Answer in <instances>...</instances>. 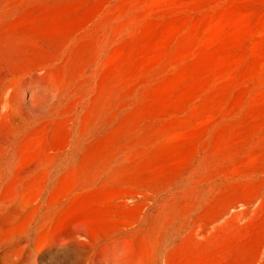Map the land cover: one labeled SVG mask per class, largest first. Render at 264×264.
Wrapping results in <instances>:
<instances>
[{
  "label": "rangeland",
  "instance_id": "1",
  "mask_svg": "<svg viewBox=\"0 0 264 264\" xmlns=\"http://www.w3.org/2000/svg\"><path fill=\"white\" fill-rule=\"evenodd\" d=\"M0 213V264L213 221V261L264 264V0H0Z\"/></svg>",
  "mask_w": 264,
  "mask_h": 264
},
{
  "label": "crops",
  "instance_id": "2",
  "mask_svg": "<svg viewBox=\"0 0 264 264\" xmlns=\"http://www.w3.org/2000/svg\"><path fill=\"white\" fill-rule=\"evenodd\" d=\"M250 210H252V209H250ZM241 214L240 213L233 214V217H237ZM212 216H213V212H212ZM213 224H214V221L212 222V225L210 228L211 235L209 237V240H207V243L205 242V239L201 236V234H198V236L195 239V243L192 246L190 245V247L193 249V250L191 249V251L193 253V255H192L193 257L191 256V253H190V258H192V260L189 258V262L191 261L190 263H187L185 258H184L185 257L184 255H187V254L186 253H180V255L183 254L182 264H195V263L200 264V263H202V260H203V264H224L223 261H213L212 260V254L210 253L212 231L214 229ZM198 229L201 230V227H199ZM184 234H185V230H183L181 234H176V229H174V232L170 235V240H169L170 244L169 245L166 244L165 250L161 253H153L154 261L152 262V264H170V263L173 264V258H175V256L177 254H179V253L174 252V247L178 246L177 244H178L179 240L184 236ZM202 247H203V249H202ZM201 250H202V252H201ZM206 253H207V255H206ZM194 254L196 257L194 256ZM249 254H251L252 256L251 257L248 256ZM259 254L262 255V253H231L230 254V260H229L228 264H256L260 259V258L258 259ZM202 256L204 259L208 258V260L201 259ZM198 257H199V259H198ZM195 258H197V259H195ZM219 258H222V256ZM193 261L195 263H193ZM176 263H177V259H176Z\"/></svg>",
  "mask_w": 264,
  "mask_h": 264
},
{
  "label": "bare ground",
  "instance_id": "3",
  "mask_svg": "<svg viewBox=\"0 0 264 264\" xmlns=\"http://www.w3.org/2000/svg\"><path fill=\"white\" fill-rule=\"evenodd\" d=\"M29 94H30V92H29ZM2 213H0V215H1ZM189 213H187V215H188ZM186 215V216H187ZM186 222H189V220H188V218L186 219ZM3 226H4V217H1L0 216V237H2L3 236ZM206 230V232H205V235H204V239H205V242L207 243V240H209V230L208 229H205ZM192 245H193V243H192ZM191 245V246H192ZM179 245L177 246V248L179 249ZM200 247V246H199ZM191 247H189V248H187V250L185 251L186 252V254L187 255H184L185 257V260H186V262L187 263H190L189 262V258H190V253H191V256L193 255V253H192V251H191ZM202 249H203V247H202ZM114 249H111V253H102L101 255L103 256V258L105 259H108V260H115V261H120V262H122L123 264H145L143 261H142V259H141V257H136L135 255H134V253H129V251H128V249L127 248H120V249H118V251L117 252H115V251H113ZM193 250V249H192ZM179 252V254H177L176 256H175V258L177 259V263H176V259L175 258H173V264H182V262H183V260H182V256H183V254L182 255H180V253L182 252L181 250H178ZM200 251V250H199ZM201 252H202V250H201ZM206 252V251H205ZM204 254V253H203ZM202 254V255H203ZM199 255V254H198ZM206 255H207V253H206ZM205 255V256H206ZM173 256V257H174ZM194 256H195V254H194ZM200 256V255H199ZM193 257V256H192ZM196 257V256H195ZM201 258V257H200ZM191 260H192V258H190ZM195 259H197V258H195ZM198 259H199V257H198ZM201 259H204L203 258V256H202V258ZM206 260H208V258H205ZM204 259V260H205ZM170 260V259H169ZM171 262V261H170ZM210 262V261H209ZM193 263H195L194 261H193ZM171 264V263H170ZM196 264V263H195ZM200 264H203V260H202V263H200Z\"/></svg>",
  "mask_w": 264,
  "mask_h": 264
}]
</instances>
